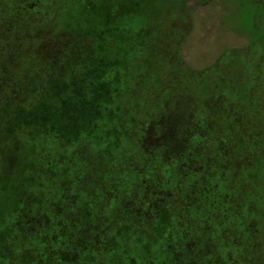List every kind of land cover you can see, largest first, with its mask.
I'll return each instance as SVG.
<instances>
[{
	"label": "trees",
	"instance_id": "1",
	"mask_svg": "<svg viewBox=\"0 0 264 264\" xmlns=\"http://www.w3.org/2000/svg\"><path fill=\"white\" fill-rule=\"evenodd\" d=\"M16 1L0 14V264H264V41L188 69L169 5L131 65L129 46L108 57L113 34L60 29L58 0Z\"/></svg>",
	"mask_w": 264,
	"mask_h": 264
},
{
	"label": "rangeland",
	"instance_id": "2",
	"mask_svg": "<svg viewBox=\"0 0 264 264\" xmlns=\"http://www.w3.org/2000/svg\"><path fill=\"white\" fill-rule=\"evenodd\" d=\"M36 1L17 0L16 3L21 2L26 7L34 8ZM57 3L55 7L58 8V14H60L58 17L60 29L68 28L74 31L90 29L96 34H106V31L113 34L114 36L109 39L112 50L108 52V57L119 56L121 54L119 48L129 46V54L124 55V60L131 65L138 62L134 58L137 51L145 47L149 49V46L153 49L147 31L151 30L150 23L152 21L157 22L161 19L170 8L169 5L173 7L168 11L170 17L167 22L180 34V51L188 69H204L215 63L217 58L228 49H244L255 42L262 43L264 41V0H58ZM3 4H5L3 0H0V14L11 10L9 6ZM171 16H174L175 19ZM180 18L181 21L178 22ZM20 30V25H16V31L21 32ZM120 34L129 37L128 45L120 41ZM88 42L97 45L98 38H90ZM145 54L144 59L147 57ZM139 66L141 67V65ZM233 67L232 65L231 68L233 69ZM128 112L126 127L130 130L131 135V130L136 124L132 116L134 114L132 109L129 108ZM120 116L121 114L115 115V118L107 124L108 131H115L117 118ZM119 128L120 126H118L120 132ZM128 129L124 131L127 132L125 135L127 139ZM121 134H123L122 131ZM117 139L120 142V137L110 138L105 145L110 147ZM133 140L132 136L131 140H127L126 143ZM22 141L24 146L29 144L28 141ZM108 147L101 151L103 157L93 153L90 156L91 160L96 162L101 159L108 160V154L112 153ZM93 149L96 152L97 147ZM26 152L27 150L20 151L18 167L13 170L20 186L27 175V168L23 165L27 158ZM69 169L72 173L77 171L73 167ZM64 172L67 175L68 172L66 170ZM61 179L64 182L63 176ZM24 184L26 185V183ZM19 185L16 184L17 189ZM28 187H31L29 183ZM57 187H60V183L55 184L54 191L57 190ZM78 187L80 188V186ZM51 193L54 192L46 191V197L49 198ZM6 197H9L8 191H4L0 196L4 200ZM128 247L131 246L128 245ZM115 252L117 253V251ZM161 254L160 250L156 252L157 263H160Z\"/></svg>",
	"mask_w": 264,
	"mask_h": 264
}]
</instances>
